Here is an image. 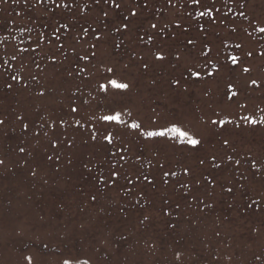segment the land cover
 Masks as SVG:
<instances>
[{
	"label": "rangeland",
	"instance_id": "374dc122",
	"mask_svg": "<svg viewBox=\"0 0 264 264\" xmlns=\"http://www.w3.org/2000/svg\"><path fill=\"white\" fill-rule=\"evenodd\" d=\"M116 3L0 2V264H264V126L241 120L264 116V0ZM106 77L130 89L106 97ZM122 107L143 130L177 120L202 143L98 119Z\"/></svg>",
	"mask_w": 264,
	"mask_h": 264
},
{
	"label": "snow or ice",
	"instance_id": "6c2138e0",
	"mask_svg": "<svg viewBox=\"0 0 264 264\" xmlns=\"http://www.w3.org/2000/svg\"><path fill=\"white\" fill-rule=\"evenodd\" d=\"M0 2H4V0H0ZM41 3H43V0H40ZM107 2V0H106ZM96 3H99V0H96ZM112 3L115 5V7L119 8L120 5L116 3V0H112ZM169 3H171V0H169ZM193 4L196 5H202V0H192ZM65 8L68 7L67 4L63 5ZM203 6V5H202ZM57 7H60V5H57ZM215 8V5L213 4L212 7H208L206 11H201L199 13H197V15L203 17V16H213V9ZM220 9L216 8L215 12H219ZM105 16H107V13H104ZM131 15L135 16L136 12L132 11ZM189 15H192V13H189ZM240 15H244L243 12L240 13ZM124 28H127L128 25L125 24L123 25ZM152 28H156L157 26L155 24L151 25ZM57 31H59V29H57ZM87 30H85L86 32ZM260 32L264 33V28H260L259 29ZM97 39H99V37H96ZM3 41L0 40V43H2ZM50 43V41H49ZM189 44H192L193 41L189 40L188 41ZM61 48H63V45H60ZM93 47H95V45H93ZM237 47H240V45H237ZM20 51L25 52L27 51V49H20ZM211 52V49L209 48L206 52H203L202 55L207 56L209 53ZM93 55H95L93 53ZM248 56H251L252 53L249 52L247 53ZM261 55H264V53H261ZM16 57L13 56V59H15ZM177 60L180 59L179 55H177ZM81 59L87 60L89 59V57L85 56V57H81ZM155 59L158 61H163L165 59V55L162 52H157L155 53ZM229 59L231 60V62L235 65L238 64L239 62V58L237 56H230ZM0 67H3L2 64H0ZM148 65L145 64L144 68H147ZM81 72H86L87 69H80ZM106 71L108 73H112L113 76H115V70L112 67H108L106 69ZM189 74L199 78L201 73L199 71H193L191 68L188 69ZM244 72H249L250 69L245 67L243 69ZM208 75H212V73H208ZM13 80H16L17 77L13 76L12 77ZM107 80L106 83H98V90L100 93H103L106 97L110 92V88L111 89H116L119 90V93L121 95H123L124 93H126L129 89H130V83L129 82H121L118 79L115 78H105ZM173 83L179 85L180 84V80H175L173 81ZM252 85H256L258 86V82L256 80H252L251 81ZM9 88H11V85H8ZM233 88L232 85H229V90H231ZM238 93L236 92H232L231 95H229V99L231 100L233 98V96L237 95ZM40 95H43V92L40 93ZM84 103H87V101H84ZM71 111L73 113H76L78 111V108L73 106L71 108ZM127 115L128 117H132V112L130 110H128L127 108H110L104 115L100 116L98 119L104 122H108L110 125L114 124V125H119V126H124L128 129L134 130L137 132L138 135L144 137L146 140L148 139H155V138H167V140L171 143H178L181 145H188L191 146L193 149L197 148L198 146L201 145L202 140L200 138H197V135L194 134L190 129H185L182 126V122L177 121V120H171L168 121L165 125L159 126L158 128H153L152 130H143V125L142 123L138 122L136 119H133L131 123H129L126 119H124V116ZM22 119V117H21ZM93 119H95V117H93ZM241 120L243 121L244 124L247 125H259V126H264V116H260L259 118L255 117V116H243L241 117ZM232 121L230 120H215L213 119L211 121V123L213 125H218L220 127H223L225 124L227 123H231ZM61 123H64V121H61ZM77 124L80 123V121H76ZM153 123L155 124L156 121H153ZM4 124V120L0 119V125ZM28 125L25 124L24 128L27 129ZM236 127H240V124L238 123L236 125ZM93 140L96 139V135H92L91 137ZM102 139L104 141H106L108 144H112L114 142L115 137L113 136V134L111 132H106ZM223 144L224 145H228L229 141L227 139L223 140ZM126 148H121L119 149V151L124 152L126 151ZM25 149L24 148H20V152H24ZM115 154V153H113ZM49 159H52V157L50 156ZM121 159H125V157H121ZM212 161L215 162L216 157L213 156ZM228 160H232V157L229 156L227 158ZM4 161L0 160V164H3ZM201 164L204 163L203 160L200 161ZM236 164H239L240 161L236 160L235 161ZM253 165L255 166V161H253ZM214 167H219L218 164L213 163ZM161 168H163V164L160 165ZM185 174L189 173V169L185 168L184 169ZM33 175H35V172H33ZM113 176H119L118 172H113L112 173ZM165 176L168 175H175V172H165L164 173ZM145 179H147V177H145ZM228 191H231V189H228ZM93 200H95V197H92ZM255 203V202H254ZM145 219H147V217H145ZM29 264H31L32 261V257H27ZM257 259H259V257H257ZM63 264H74V259L73 258H68L65 259L63 261ZM76 264H89L88 260H79L76 262Z\"/></svg>",
	"mask_w": 264,
	"mask_h": 264
}]
</instances>
